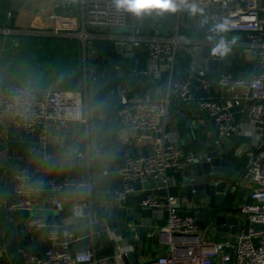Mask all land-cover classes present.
Returning <instances> with one entry per match:
<instances>
[{
  "label": "crops",
  "instance_id": "1",
  "mask_svg": "<svg viewBox=\"0 0 264 264\" xmlns=\"http://www.w3.org/2000/svg\"><path fill=\"white\" fill-rule=\"evenodd\" d=\"M62 3L68 5V12L59 11L67 15L61 17L60 24L65 22L64 18L71 29H81L84 17L81 0H0V86L22 83L36 90H77L85 103L86 119L72 122L66 128L54 125L49 138L43 140L15 127L11 117H0V264H23L28 255L43 253L51 246L48 239L51 227L61 231L73 229L77 236L70 251L75 254L90 249L97 259L104 261L97 264H131L130 253L137 255L139 263L153 259L168 249L166 236L159 231L166 225L167 213L159 215L151 208L140 206L122 208L117 202L116 191L123 182L116 170L127 156L151 151L143 141L133 138L119 118L116 107L120 96L137 92L166 97L171 84L178 79L202 75L216 81L223 71L249 79L264 71V66L259 56L246 51L243 34L219 33L205 20L203 9L140 17L131 14L129 24L115 32L142 39V46H129L122 52L113 40L85 41L73 31L63 35L45 32L47 12ZM259 4L264 18V0ZM4 29L12 33L5 34ZM155 35L180 40L179 63L173 73L168 70L157 73L150 60L144 45ZM14 37L21 40L19 46L14 44ZM214 42L222 43L229 53H234L231 65L209 69L203 59L201 68L194 71V48ZM121 69L128 75L125 79L119 76ZM170 97L166 124L178 145L194 155L217 149L218 135L210 118L194 112L196 103L179 102L172 94ZM233 110L243 129L227 142L221 141V156L230 160L226 182L236 187L226 195L224 205L239 217L241 229L248 223L242 222L240 206L253 185L247 177L248 157L242 150L252 141L254 131L243 107L235 106ZM231 142L233 153H225ZM33 146L37 147L35 151L31 150ZM13 167H25L29 171L36 187L35 196L40 200L33 210L8 207L16 199L11 181ZM105 170L109 173L105 174ZM169 174L177 180L178 186L171 187L168 193L177 195L182 203L178 207L180 214L194 215L205 207L217 208L215 195L211 205L206 200L186 201L181 190L182 173L170 171ZM54 182L63 184V188L55 190ZM148 187L143 197L147 194L167 197L166 189H156L154 183ZM155 190L162 195L154 194ZM230 195L235 196L232 205H229ZM57 197L64 201L61 211L53 202ZM134 200L139 202L140 198ZM81 202L88 204L84 214L76 217L73 204ZM31 218L43 219L46 227L31 228L28 225ZM131 222L139 225V240L129 228ZM197 234L212 236L208 228L200 226Z\"/></svg>",
  "mask_w": 264,
  "mask_h": 264
},
{
  "label": "built area",
  "instance_id": "2",
  "mask_svg": "<svg viewBox=\"0 0 264 264\" xmlns=\"http://www.w3.org/2000/svg\"><path fill=\"white\" fill-rule=\"evenodd\" d=\"M259 1L177 0V11L180 13L193 7L198 11L203 9V17L219 33L243 34L247 41L246 51L250 55L259 56L264 66V18L261 16ZM81 5L84 10L81 29H71V24H67L64 18L65 22L60 24L61 17L67 16L63 13L68 12V5L62 3L47 12L45 32L63 35L73 31L85 41L113 40L122 52L129 46H142V39L115 32L129 24L131 14L118 11L113 0H81ZM219 25H227V29L220 31ZM4 32L12 33L9 29H4ZM179 41L178 37L163 38L157 35L147 39L144 46L157 73L164 70L174 72L179 63ZM14 44L19 46L21 40L14 37ZM207 44L216 49L222 43ZM170 94L179 102L199 105L215 126L218 135L215 146L221 144L222 136L231 138L242 132L243 126L236 118L234 107H243L248 113L247 121L254 132L252 141L242 151L248 157L247 177L253 185L239 211L243 224L247 222L248 225L239 228L227 239L197 234V219L194 215L179 213L177 195L169 193L165 199L151 194L143 197L151 183L155 184L156 189L169 190L178 186L176 178L169 172L182 173L186 165L195 161V155L179 146L167 130L172 101ZM84 107L82 94L77 90H36L22 83L0 86V117H11L15 127L38 135L43 140L49 138L54 125L66 128L72 122L86 121ZM116 111L133 138L143 141L147 149L152 151L149 154L127 156L124 164L116 170L123 182L122 188L116 191L117 202L122 208L140 206L151 208L159 215L167 213L166 225L159 231L166 236L168 249L153 259L137 264H264V71L249 79L229 71H223L216 81L202 75L178 79L171 84L168 95L160 98L137 92L123 93ZM36 149V146L31 148L32 151ZM104 173L108 174L109 171L105 170ZM11 181L16 199L8 205L9 209L33 210L40 204L28 169L13 167ZM53 187L58 191L63 188V184L54 182ZM135 198H140L139 202ZM53 202L58 210L64 209L61 198L57 197ZM87 204H73L76 217L84 214ZM28 225L40 229L47 224L41 218H31ZM128 225L135 239L139 240V225L134 222ZM76 236L73 229L61 231L51 227L48 231L51 246L43 253L28 255L23 264L104 263L90 249H81L73 254L70 245Z\"/></svg>",
  "mask_w": 264,
  "mask_h": 264
},
{
  "label": "water",
  "instance_id": "3",
  "mask_svg": "<svg viewBox=\"0 0 264 264\" xmlns=\"http://www.w3.org/2000/svg\"><path fill=\"white\" fill-rule=\"evenodd\" d=\"M194 71H198L202 66V60H206L209 69H224V66H230L231 61L234 59V53L228 51L219 53L215 51L210 44H200L194 48L193 53ZM120 78L125 79L128 75L121 69L119 72ZM114 74V73H112ZM125 88L128 87L126 82ZM194 112L199 116L204 117V112L200 109L198 104L194 105ZM222 142H227L228 137L222 136ZM233 143L229 144L225 153H233ZM217 149L210 150L203 155H195L193 164L185 166L182 172V185L181 190L186 201L192 200H206L207 204L211 205L212 198L216 197L217 208H206L198 210L194 213L197 223L201 228H208L212 236L227 239L234 235L239 230V217L232 212L226 210L224 201L227 194H230L232 185L226 182V176L230 166V160L222 157L221 144L216 146ZM125 149V147H123ZM152 151H150L151 153ZM146 154H149L147 152ZM166 196L169 194L166 189ZM156 195H162L161 191H153ZM182 207V203L178 204ZM145 223V222H144ZM131 264L139 263L138 257L135 253L128 254Z\"/></svg>",
  "mask_w": 264,
  "mask_h": 264
},
{
  "label": "clouds",
  "instance_id": "4",
  "mask_svg": "<svg viewBox=\"0 0 264 264\" xmlns=\"http://www.w3.org/2000/svg\"><path fill=\"white\" fill-rule=\"evenodd\" d=\"M113 3L118 11H124L134 16L140 17L144 15H157L165 13H173L177 11V0H113ZM195 11V8L192 9ZM220 31H225L227 25H219ZM216 52L223 53L227 48L221 44L216 49Z\"/></svg>",
  "mask_w": 264,
  "mask_h": 264
},
{
  "label": "trees",
  "instance_id": "5",
  "mask_svg": "<svg viewBox=\"0 0 264 264\" xmlns=\"http://www.w3.org/2000/svg\"><path fill=\"white\" fill-rule=\"evenodd\" d=\"M118 104H119V103H118ZM228 198H230V200H229V205H232L233 200L235 199V196H234V195H230ZM227 209H230V207H229V208L227 207Z\"/></svg>",
  "mask_w": 264,
  "mask_h": 264
},
{
  "label": "rangeland",
  "instance_id": "6",
  "mask_svg": "<svg viewBox=\"0 0 264 264\" xmlns=\"http://www.w3.org/2000/svg\"><path fill=\"white\" fill-rule=\"evenodd\" d=\"M31 66H32V64H31ZM59 68H61V66L59 65ZM74 71V70H73ZM202 231V230H201Z\"/></svg>",
  "mask_w": 264,
  "mask_h": 264
}]
</instances>
